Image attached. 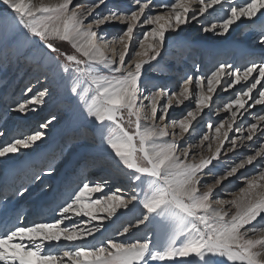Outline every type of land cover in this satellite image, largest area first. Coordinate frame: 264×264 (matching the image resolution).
Wrapping results in <instances>:
<instances>
[{"label": "snow or ice", "instance_id": "6c2138e0", "mask_svg": "<svg viewBox=\"0 0 264 264\" xmlns=\"http://www.w3.org/2000/svg\"><path fill=\"white\" fill-rule=\"evenodd\" d=\"M0 4V49L18 54L30 47L37 68L57 69L51 80L43 76L46 83L37 78L39 88L26 84L23 99L5 115L27 119L41 111L53 97L57 76L90 82L92 93L89 102L71 89L84 100L76 112V136L49 144L60 123L49 113L35 130L0 146L6 165L0 174V264H264V0H128L126 8H108L106 0ZM113 25L123 27L109 36ZM192 25L216 36L252 27L258 51L238 64L218 59L203 72L195 65L175 88L149 87L145 66L158 63L167 43ZM145 26L150 30L141 32ZM60 42L71 46V54ZM230 90L227 102L213 108L214 94ZM256 106L260 110L251 111ZM205 116L206 131L198 133ZM6 134L0 128V137ZM89 139L99 143L78 151V142ZM229 154L238 162L226 163ZM257 164L258 174L241 172ZM90 169L105 174L90 180ZM62 170L78 182L58 194L49 181ZM117 175L127 184L112 191L109 181ZM230 178L243 186L220 198ZM24 202L40 209L35 219L19 207ZM119 209L138 214L114 235L154 225L169 231L167 244L147 235L97 241L105 220L126 215ZM50 213L53 219L45 220ZM92 222L97 223L89 227Z\"/></svg>", "mask_w": 264, "mask_h": 264}, {"label": "rangeland", "instance_id": "374dc122", "mask_svg": "<svg viewBox=\"0 0 264 264\" xmlns=\"http://www.w3.org/2000/svg\"><path fill=\"white\" fill-rule=\"evenodd\" d=\"M44 2L55 3V0H44ZM89 2H93V0H74V3L81 4ZM106 3L108 8H112L116 4H119L121 8H126L128 6V0H106ZM3 7L4 6L0 4V10H3ZM101 10L107 11V9H105L103 6H101ZM157 11L158 10L153 9V14H156ZM122 27L123 26L121 25H113L107 28L106 31L108 32L109 36L117 35L120 33V29ZM150 27L151 26H145L141 32L143 30H150ZM254 39V29L246 25L237 28L235 31H232L228 36H216L210 32L204 33L200 30V25L186 27L179 38L171 40L167 43V51L162 52L163 58H158V63L154 61L151 63V66H145L147 71L145 73L144 79L149 87L152 85H166L170 88H175V86L180 83L181 79L186 74L195 70V65H198L200 70L203 72L218 59L227 60L228 62L237 64L240 63L244 56L255 50L253 45ZM60 43L63 45L62 50H67L69 54H71V46L67 42ZM240 46H243L244 48H241L240 51H238L236 47ZM31 52L32 50L30 47L20 48L18 54L14 53L12 50L5 52L0 49V128H5L8 132V134H6L4 137H0V146L10 142L13 137H20L35 130L42 118L47 116L49 113H55L60 117V123L50 133L51 138L48 141L49 144H59L68 137L76 136L80 128V122L76 119V112L78 108L83 107L84 100L80 99L79 96L74 94L71 89L73 87L76 88L80 93V96H83L85 99L89 100V102L91 99L92 93L89 89V86L86 88L88 91L83 89V84H89L90 82L73 79L65 80L57 76L53 89V97L48 102V104L41 109V111L35 114H30L27 119H16L11 114L5 115V109L9 105H12L15 102L23 99L21 93L26 84L32 83L35 84L37 88H39L40 84L36 83L38 77L41 78V83H46L43 81V76L45 74H47L51 80L53 75L57 73V69L54 65L41 64L39 68H37L36 63L30 59ZM102 72L105 75L107 74L106 70H102ZM239 87V85L236 86V88ZM233 91L234 90H230L229 93H220L219 95L214 94L212 107L215 108L217 104L222 105L223 103L227 102ZM186 103H190V105L194 107L193 103ZM260 107L261 106H256V108L252 109L251 111L258 112ZM205 111L207 112V110ZM171 115L173 118L177 117L179 115V110L172 113ZM208 119L209 117H204V121L198 126V133L200 131H206V123ZM211 119L215 121L216 117L213 116ZM231 135L232 134L230 133V136ZM198 139L199 136H197V142ZM78 143L81 145V147L77 150L83 151L86 148L92 146L94 143H99V140L96 139L93 141L92 139H89L86 144L82 141ZM37 151L39 152V150ZM242 151L246 154H254L252 149H244ZM4 160L5 158H0V174H2L3 168L6 166ZM225 162H238V159L236 156L229 154V158H226ZM258 171V164L256 167L249 165L246 166L245 169L241 170V172H244L249 176L258 174ZM104 174L105 173L100 169H90L88 176L90 180H97ZM237 175L239 176L240 173ZM53 179L49 182L55 184V180ZM230 181L231 183L227 184L225 191L220 194V198H230L228 195L230 192L238 191L239 187L243 186L242 180L230 178ZM77 182V177L71 176L69 178V174L65 173L58 185V194L64 192L65 185L75 186ZM125 184H127V178L122 175H117L116 178L109 181V186L112 191H114L115 188L122 187ZM105 191H109V189H106ZM93 195L95 196L96 194ZM31 200L35 201L36 196L33 195ZM19 207L29 220L35 219L37 213L40 211V209L31 202H24L19 205ZM119 212H126V215L120 216L119 219H117L116 216H113V223H109L107 220H105L103 223L106 225V230L102 228L101 231L103 235L100 233L96 234L97 241L103 240L105 237H111L119 241L143 240L146 235L152 240L155 230L154 227L151 228V226L147 229H145L144 226H141L142 229L140 230L130 229V233L123 237L114 235L117 230H121L123 226H129V221H132L134 224L135 216L138 214L136 212H127V210L124 209H119L118 214ZM98 215L106 216L107 213L101 212L98 213ZM44 219L50 221L53 219V215L50 213L44 216ZM96 223L97 222H92L89 227L94 226ZM60 243L64 245L67 242L61 241ZM177 243H179V238ZM63 250H70V246L61 249H54V252ZM155 264H159V262H155ZM226 264H230V262H226Z\"/></svg>", "mask_w": 264, "mask_h": 264}, {"label": "bare ground", "instance_id": "6f19581e", "mask_svg": "<svg viewBox=\"0 0 264 264\" xmlns=\"http://www.w3.org/2000/svg\"><path fill=\"white\" fill-rule=\"evenodd\" d=\"M241 48H244V47L243 46L236 47V49L238 51H240ZM83 86H84L83 89L86 90V88H87V86H89V84H87V83L85 84L84 83ZM65 173H66L65 170H62L61 174L53 179V180H55V184L54 185H56L57 188H58L59 183L61 182L62 176ZM152 227H154V230H155V232L153 234V238H152L153 243H159L161 246L166 245L167 242H168V239H169V235H170L169 231L167 229H165V228L157 227V226H154V225L151 226V228ZM140 229H142V228L140 227ZM214 259H216V258H214ZM218 259H220V258H218ZM154 264H155V262H154Z\"/></svg>", "mask_w": 264, "mask_h": 264}]
</instances>
